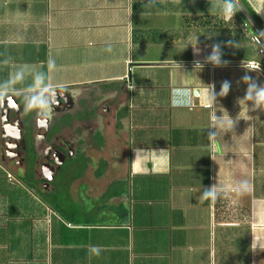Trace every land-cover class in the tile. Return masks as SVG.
<instances>
[{
    "label": "crops",
    "instance_id": "0c3cea01",
    "mask_svg": "<svg viewBox=\"0 0 264 264\" xmlns=\"http://www.w3.org/2000/svg\"><path fill=\"white\" fill-rule=\"evenodd\" d=\"M245 1L264 24L262 0ZM219 4L0 0V92L86 89L106 104L105 138L65 188L82 207L0 176V264H264V109L241 100L245 74L264 83L251 67L264 44L249 42L245 10L225 18ZM217 28L236 49L222 67L204 62ZM214 184L225 193L203 199Z\"/></svg>",
    "mask_w": 264,
    "mask_h": 264
},
{
    "label": "flooded vegetation",
    "instance_id": "af4514ba",
    "mask_svg": "<svg viewBox=\"0 0 264 264\" xmlns=\"http://www.w3.org/2000/svg\"><path fill=\"white\" fill-rule=\"evenodd\" d=\"M85 92H0V176L43 198L68 188L87 149L105 138L106 104Z\"/></svg>",
    "mask_w": 264,
    "mask_h": 264
},
{
    "label": "clouds",
    "instance_id": "9594fccd",
    "mask_svg": "<svg viewBox=\"0 0 264 264\" xmlns=\"http://www.w3.org/2000/svg\"><path fill=\"white\" fill-rule=\"evenodd\" d=\"M242 7L240 6L239 0H220V4L218 6L219 13L225 18H231L235 13L240 11ZM255 37L264 40V30L260 31L258 34H255ZM197 38L195 39L194 44H188L193 46L194 53L199 50L196 48ZM187 46V45H186ZM205 63L211 64L213 67H222L227 65V61L222 60V51L221 46L219 44H213L211 46V52L207 57L204 58ZM203 65L199 60L194 61L193 69L201 70ZM197 71V72H198ZM242 82L246 85L245 94L241 100L246 103H250L251 109H264V83H257L255 79L245 74L242 77ZM230 89V83L228 81H223L220 86V90L218 94L220 97L226 96ZM209 93L211 98L215 99V95L212 92L210 87ZM231 123L224 122L219 116H217V121L219 122V128L223 129L224 133L231 130L234 121L230 118ZM216 129L215 133L210 135L209 137H215L218 129L216 125H213ZM211 128V127H210ZM225 189L222 186H217L214 184L208 188H203V191L200 193L203 199L207 200H215L218 196L225 193ZM232 191H234L237 195H242L246 191V181H241L237 186H235ZM92 251L98 254V249L93 247Z\"/></svg>",
    "mask_w": 264,
    "mask_h": 264
},
{
    "label": "rangeland",
    "instance_id": "374dc122",
    "mask_svg": "<svg viewBox=\"0 0 264 264\" xmlns=\"http://www.w3.org/2000/svg\"><path fill=\"white\" fill-rule=\"evenodd\" d=\"M239 3H240V6L242 7V9L246 11V13L249 15L250 18H252L250 16V13L247 10V7L240 0H239ZM260 3L262 4L261 6H263L264 5V0H262L258 4L260 5ZM249 21H250L249 23L252 24V26H250V24H249V27H250L249 33L251 35L250 36L251 38L249 37L248 40H249V42H254L255 45L258 47V49L263 50L262 47H261V45L264 44V40H261L260 38L255 37V34H258L260 32V30H259L260 28H257L256 25H255V23H253L254 21H252L251 19ZM220 34H222V32H219V30L217 28V36H216L217 37V39H216L217 40V44L222 41V37L220 36ZM234 50H236V49L233 48V46L232 47H228V46L224 47V46H221L222 55L229 54V55H224V56H230V54H232V51L234 52ZM262 52H264V50ZM262 58L264 59V55L262 56ZM258 63L261 64V69H263L262 61L260 60V61H258ZM10 195H12L11 192H10V194L8 192V194H7L8 200H6L7 206L9 205L7 217L9 216V217L12 218L16 214L15 213V209H14V203L16 201V198H14L13 195L12 196H10ZM56 196H57L56 197V201L58 202V206H60L62 210L65 209L66 204H69V205H72V206L75 205L76 208H78V207H82V205L84 203H86V202H84V203L83 202H80V200H82V198L79 195H77V200H75V203H73L74 200L71 199V198H69V196L66 194L65 189L60 190L59 193H57ZM47 199L48 200H52V199H49V198H47ZM87 205H88L87 207H90L93 210V212H94L95 208H92V207H94V203L88 201Z\"/></svg>",
    "mask_w": 264,
    "mask_h": 264
},
{
    "label": "trees",
    "instance_id": "16d2710c",
    "mask_svg": "<svg viewBox=\"0 0 264 264\" xmlns=\"http://www.w3.org/2000/svg\"><path fill=\"white\" fill-rule=\"evenodd\" d=\"M246 7L248 12L250 13V16L252 17V20L255 22L258 28H260V31L264 30V24L262 21L257 17L255 12L249 7V5L246 3L245 0H240ZM59 210V208H57Z\"/></svg>",
    "mask_w": 264,
    "mask_h": 264
},
{
    "label": "built area",
    "instance_id": "2783aa9c",
    "mask_svg": "<svg viewBox=\"0 0 264 264\" xmlns=\"http://www.w3.org/2000/svg\"><path fill=\"white\" fill-rule=\"evenodd\" d=\"M251 67L255 69H261V64H259L258 62H254V63H251ZM206 106H209V105H206Z\"/></svg>",
    "mask_w": 264,
    "mask_h": 264
},
{
    "label": "water",
    "instance_id": "95a60500",
    "mask_svg": "<svg viewBox=\"0 0 264 264\" xmlns=\"http://www.w3.org/2000/svg\"><path fill=\"white\" fill-rule=\"evenodd\" d=\"M264 21V20H263ZM262 61V65H263V70H264V59L261 60ZM197 90H194V95H197Z\"/></svg>",
    "mask_w": 264,
    "mask_h": 264
}]
</instances>
